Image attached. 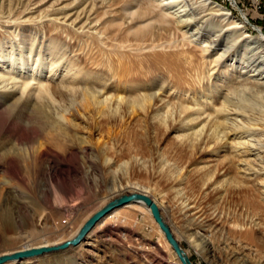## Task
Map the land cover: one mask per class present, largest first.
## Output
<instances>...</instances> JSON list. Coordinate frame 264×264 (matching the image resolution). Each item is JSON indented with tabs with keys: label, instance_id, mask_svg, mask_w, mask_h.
I'll return each instance as SVG.
<instances>
[{
	"label": "bare ground",
	"instance_id": "bare-ground-1",
	"mask_svg": "<svg viewBox=\"0 0 264 264\" xmlns=\"http://www.w3.org/2000/svg\"><path fill=\"white\" fill-rule=\"evenodd\" d=\"M119 1L117 4L121 9L120 13L123 19L119 22L109 23L106 29L112 30L115 27L120 32L121 38L103 37L100 40L103 53L107 51L109 54L118 56H127V53L123 52H127L128 49L142 51L156 46L153 41L146 38L145 31L135 26V24L145 22L147 16L154 18L159 24H165L169 22V17L177 14L169 10L173 6H176L175 11L179 13L185 12L189 4L190 6L197 4L205 11L210 10L203 15H211V21H214L213 24H217L219 28L215 30L216 34L211 40L203 39V33L199 32L201 26L194 28L197 32L187 37V30L191 29L192 25L196 26L192 16L181 21L185 24L184 31H181V28L173 27L177 34L174 37L183 41L181 47L197 48L205 56L211 57L210 61H206L203 73L207 71L209 74V71L212 70L210 74L214 73L215 81L227 84L223 87L226 93L219 94L216 86L214 91L204 88L199 92L198 84L195 85L197 80H195L194 86H192L193 95L190 96L191 90L181 89L182 85H185L184 78H182L170 89L175 93L170 91L166 99L159 98L157 93L145 90L146 85L141 82L134 81L132 85H125V81L129 77L130 65L129 62H125L117 71L118 84L113 95L106 93L107 85H102L101 90L92 88L93 84L91 83L94 80H89L88 76L83 74V68L77 58L66 60L63 63L59 59H47L45 57L47 50H49V54L55 48L57 52H60L59 58L66 55L67 50L62 49L61 46V43L66 41V37L70 36L69 40L74 39L72 41L74 43L78 38L76 35L83 34L84 28H87L84 33H93L89 31L93 27V18L87 14L92 10L91 6L89 9L80 10V12L76 10L71 14L70 12L60 13L64 14L62 17L60 16L65 20L63 22L57 21L59 19L55 17L48 19L50 24L47 21L48 24H41V27L46 29L47 34L45 35L47 36L45 37H48L47 50L33 49L31 44L27 53L21 51L20 56L16 57L13 54H5L0 49V196L2 191L6 193V196L2 195L3 209L0 210V257L36 248L58 246L72 240L77 235L84 222L71 228L72 231L68 237L57 238V240L52 236L54 229L61 225L59 219H53L52 228L46 225L47 221H45V228H37L39 226L28 221L25 222L17 215L18 218L14 217L13 220L9 209L12 204L18 211H27L28 204H34L27 203L24 196L28 194L30 195L28 198L32 196L39 205L51 207L50 204L54 203L62 206L64 200L57 195L59 189L44 184L47 182L50 184L52 176L55 174L77 173L81 170V167L76 164L70 165L64 162L67 156L76 155L78 151L88 149L87 145L78 147L79 142L75 140L74 136L81 133V140L87 143L91 133L96 131L102 123L105 124L102 127L108 128L111 122L125 123L128 119H135V121L140 119L143 121L142 127L147 130L164 128L169 134L174 135V140L179 144L182 153L197 159L203 155L207 157L204 161L199 160L206 163L197 168L198 172L204 171L200 176L203 185L207 184L209 188L215 190L220 188L225 190L231 185L234 187L256 186L255 190L258 192L260 205L264 208V96H262L264 81L258 82L259 77H264L263 29L252 24L244 14L243 18L236 17L230 9L224 8L220 4L208 7V0ZM231 1L234 7H238L235 0ZM171 3H175V5L169 6ZM112 4L114 3L110 5ZM67 5V8H76L77 4L74 5L71 1ZM24 6L25 8L21 12L28 10L30 5L26 3ZM59 8L62 10L66 7L62 6L54 10L52 8L51 14L53 11H59ZM55 12L54 14H57ZM43 16H47V14ZM82 18L85 20L78 27L82 30L78 31V28H74V26L81 22ZM30 19L27 18V20ZM124 19L128 21L123 22ZM68 20L71 22L66 23ZM19 24L25 29H31L33 26L26 20ZM248 24L253 26L252 31L248 30ZM168 40L169 48H177V45L172 43L173 39L168 38ZM221 45L222 49L219 48ZM175 53L174 56L169 53L164 57V62H168L169 68L176 65L186 68L188 71L195 70L196 66L191 63L190 50L184 49L183 53L180 51H175ZM180 54L181 56L183 54V60L179 58ZM158 56L159 54H153V58H141L140 60H145L153 65L158 61L156 58ZM171 57L177 62L176 64L169 61ZM238 61H240L238 73L247 71L251 73L249 77H255L252 82L248 83L252 86L250 94L248 96L243 94L244 97L241 92L244 91L245 83L249 78L245 79V82H243V78L242 83L237 81L239 84L233 87L232 83H229L231 81L230 74L224 75V71L220 70L223 66L233 67L234 63ZM45 66L46 73L42 74ZM137 116L139 117L136 118ZM6 144H10V146L6 148ZM218 161L226 165L222 173L216 172L215 162ZM210 162L213 163L210 164ZM104 163L105 169L110 170L111 164L107 163L106 158ZM161 165L160 162V165L157 164L156 168H152L154 173L170 181L171 189L180 190L178 188L180 184L182 185L180 174L172 175V171L163 170ZM232 169H235L239 174L240 180L230 175ZM221 174L224 178L217 180V176ZM24 176H28L30 179H26ZM42 176L45 178V183L42 182L43 186L37 179ZM11 181L21 185L23 189L25 188L24 190L28 194L23 192V189L10 188ZM131 189V191L138 190L135 192L151 196L152 200L161 207L156 197L152 195L150 188L132 187ZM37 203L35 204L37 205ZM196 209L194 204L190 206V202H183L180 212L182 210H184L183 213L195 211L193 215H198L196 218L198 219L202 213ZM135 211L149 214L164 236L150 208L144 202L137 201L129 202L107 213L89 230L84 239L89 234H95V238L99 239L110 229L115 231L116 235L124 238L129 233L131 235L133 229L137 227L133 215ZM254 225H259V222ZM10 231H13L12 240L14 241L6 238L7 232ZM187 236L189 240L196 241V237H192L190 234ZM16 240L24 241V244L18 245L15 243ZM83 240L76 246L82 245ZM136 241L138 242V240ZM166 242L168 243L167 240ZM149 245H146L148 249ZM161 245L157 243L150 249L161 253L159 248ZM196 246L199 253L205 252L206 247L202 240ZM169 247L171 248L170 244ZM171 250L173 251L172 248ZM173 253L177 257L174 251ZM62 256V254L57 255L62 260L67 258V256ZM19 258L14 257L0 264H46L47 257L36 258L31 255V257ZM66 261L68 262L67 259ZM71 262L72 264H81L75 261ZM178 262L181 264L179 259Z\"/></svg>",
	"mask_w": 264,
	"mask_h": 264
},
{
	"label": "rangeland",
	"instance_id": "rangeland-1",
	"mask_svg": "<svg viewBox=\"0 0 264 264\" xmlns=\"http://www.w3.org/2000/svg\"><path fill=\"white\" fill-rule=\"evenodd\" d=\"M39 1L41 2L39 3ZM71 1L74 5L77 4L76 8H67V4ZM169 1L172 0H164L163 2ZM119 2V0H0V49L3 53L13 54L16 57L20 56L21 51L27 53L31 44L33 49L47 50L48 37H45L47 36L45 35L47 34L46 29L41 26L48 24L50 21L48 19L55 17H58L59 20L57 21L59 22L65 21L61 19L64 14L60 13L70 12L71 14L76 10L80 12V10L89 9L91 6L92 10L87 14L93 18V27L89 30L93 33L87 34L84 33L87 28L83 30L78 28L85 20L82 18L81 22L74 28H78V31L82 30L83 34L78 33L76 35L78 38L74 43H72L74 39L69 40L70 36L61 43L62 49L67 50L66 55L63 56L65 58H59L60 52H57L55 48L49 54V50H47L45 55L47 59H59L63 63L66 60L77 58L81 63V68H83V74L87 75L89 80H94L91 83L93 84L92 88L101 90L102 85H107L106 93L113 95L117 90V71L125 62L130 63L129 77L125 81V85H132L134 81L141 82L146 85L145 90L150 93H157L159 98L166 99L168 93L174 91L170 90L174 83L179 82L182 78H184L185 83L182 85V90H194L192 86L197 80L195 85L198 84L199 87L196 86L199 92L203 91L204 88L214 91L216 86L219 94L224 95L226 93L223 87L227 84L215 81L213 79L214 73L210 74L212 70L209 71V74L207 71V74L203 73L206 61H210L211 57L205 56L197 48L181 47L183 41L175 38L177 34L173 28H181V31H184L185 27L183 26L185 24L181 21L192 16L196 26L192 25L191 29H186L187 37L197 32L194 28L201 26L199 32L203 33V39L211 40L216 34L215 30L219 28L217 24H213L214 21H211V15H203L210 10L205 11L197 4L193 6L189 4L184 15L185 12L175 11L176 6H173L175 3H171L169 6L173 7L169 10L177 14L169 17L168 23L159 24L154 18L147 16L145 22L135 24L145 31L146 38L153 41L156 46L142 51L128 49L127 52H123L127 53V56H118L109 54L107 51L103 53L100 40L103 37L121 38L120 32L115 27L112 30L106 29L109 23L119 22L123 19L120 13L121 9L117 4ZM187 2L190 3L191 1ZM234 2L238 4V7H234L231 0L207 1L208 7L220 4L222 7L230 9L236 17L243 18L244 14L252 24L264 31V0H235ZM26 3L30 5L29 9L25 11L26 13L21 12ZM111 3L114 4L110 5ZM62 6L66 8L62 10L59 8V11H53L51 14L52 10ZM29 10L31 12H28ZM44 14L47 16H43ZM27 18L31 19L27 20ZM25 20L27 23H32L31 29L22 28V25L19 24ZM126 21L128 20L124 19L123 22ZM70 22L71 20L66 21V23ZM251 26L248 24L249 31H252L253 26ZM68 28L70 29V26ZM168 38L173 39L172 43H175L177 48L167 46ZM220 47L223 48L222 45ZM184 49L191 51V63L196 66L195 70L188 71L186 68L176 65L169 68L168 62H164V57L169 53L174 56L175 51L183 53ZM153 54H159L156 57L158 61L153 65L145 62V60H140L141 58H153ZM179 58L183 60V54L182 56L180 54ZM169 61L174 64L177 63L172 57ZM238 64L240 65V61L235 62L233 67L223 66L220 70L224 71V75L230 74L231 81L229 83H232L233 87L242 83L243 78V82L249 78L245 83L244 91L241 92L244 97V95L250 94L252 86L248 83L252 82L255 77H249L251 73L247 71L238 73L240 69ZM42 72V74L46 73V66ZM259 78V83L264 81V77ZM192 95L193 91L190 93V96ZM262 96H264V92ZM142 123L143 121L140 119L137 121L128 119L125 123L111 122L108 128L102 127L105 125L102 123L96 131L91 133L87 143L81 140V133L74 136L75 140L79 142L78 147L87 145L88 149L78 151L76 155L67 156L64 162L70 165L76 164L81 167V170L77 173L55 174L52 176L50 184H48L49 182L45 183L43 176L37 178L41 186H43V182L44 185L59 189L57 195L64 200L62 206L54 203L50 204L51 207L39 205L32 196L28 198L30 195L24 190L25 188L23 189L21 185L11 181L10 188L23 189L22 191L28 194L24 196L27 203H37V205L28 204L29 208L25 212L18 211L11 204L9 211L12 219L19 217L25 222L28 221L39 226L37 228H45V221L48 222L46 225L52 228L53 219H59L61 225L54 229L52 238L63 239L68 237L72 231L71 228L76 224L85 222L108 201L123 193L138 191H131L132 187L150 188L152 195L156 197L161 206L159 208L163 219L170 226L175 238L193 264H264V208L260 205L258 192L255 190L256 186L234 187L231 185L225 190L222 188L215 190L209 188L207 184L203 185L200 176L203 175L204 171L198 172L197 168L205 165L206 162L199 160L204 161L207 157L204 155L199 156L198 159L189 157L184 152L182 153L173 134H169L164 128L147 130L142 127ZM9 146L10 144H6V148ZM105 158L107 163L111 164L110 170L105 169ZM220 161L215 162V166L216 172L222 173L226 165ZM160 162L163 170L172 171V175L180 174L182 179V185L178 186L180 190L171 189L170 181L154 173L152 168H156ZM212 163L210 162V164ZM230 175L240 180L235 169L231 170ZM24 178L30 179L28 176H24ZM222 178H224L223 174L217 176V180H222ZM248 185L250 184L248 183ZM1 194L6 196L5 191H2ZM2 195L0 196V210L3 209ZM183 202H190V206L194 204L202 216L196 219L198 215H193L195 211L183 213L184 210H182L180 212ZM133 215L137 227L133 229L131 235L129 233L125 237L126 239L116 235L115 231L110 229L99 239L95 238V234H89L83 240L82 245H75V247L71 245L65 249L44 252L34 255V257L46 256V264H58L60 262L61 264L62 262L63 264H72L71 261L81 264H180L150 215L146 212L137 211ZM256 222H259V225H254ZM189 234L196 237V241L189 240L187 236ZM12 237H14L13 231L7 232V240L10 238L11 241H14ZM200 240L206 247L203 253H199L196 246ZM15 243L20 245L24 244V241L16 240ZM157 243L162 244L159 246L161 253L150 249L152 245ZM148 244H150L149 249L146 246ZM60 254L67 256L68 262L66 259H60L61 256L57 257ZM26 257L31 256H23L19 259Z\"/></svg>",
	"mask_w": 264,
	"mask_h": 264
},
{
	"label": "water",
	"instance_id": "water-1",
	"mask_svg": "<svg viewBox=\"0 0 264 264\" xmlns=\"http://www.w3.org/2000/svg\"><path fill=\"white\" fill-rule=\"evenodd\" d=\"M142 201L148 206L151 210V213L158 223L160 229L162 230L166 240L170 244L171 248L177 255L178 259L180 260L181 264H193L192 260L185 252V250L181 247L180 243L178 242L177 238H175L170 226L164 221L159 206L152 200V198L142 192H130V193H123L118 197L108 201L104 204L100 209H98L94 214H92L81 226L77 235L70 241H67L61 245L53 246V247H44V248H36L31 249L25 252H20L11 256H2L0 257V263L14 258V257H21V256H31L42 254L44 252L56 251L65 249L70 245H77L81 240L84 239L85 235L89 232V230L107 213L112 211L113 209L120 207L124 204L129 202H137Z\"/></svg>",
	"mask_w": 264,
	"mask_h": 264
}]
</instances>
